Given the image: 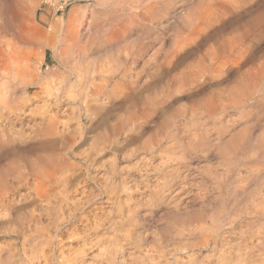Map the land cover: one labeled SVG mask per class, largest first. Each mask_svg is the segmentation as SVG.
Segmentation results:
<instances>
[{
    "label": "rangeland",
    "instance_id": "1",
    "mask_svg": "<svg viewBox=\"0 0 264 264\" xmlns=\"http://www.w3.org/2000/svg\"><path fill=\"white\" fill-rule=\"evenodd\" d=\"M73 1L62 14L44 0H0V56L22 54L35 68L27 75L31 85L0 70V90L9 87L11 106H22L13 121L23 135H10L12 148L46 141L76 166L68 206L59 212L66 220L58 243L49 236L53 223L22 246L23 238L5 227L12 208L0 205V264H60V256L78 251L85 264H258L264 259V0ZM10 18L25 44L14 26L6 28ZM51 73L59 82L47 90L37 79ZM96 82L105 85L99 98ZM133 97L159 105L136 141L127 142L123 131L122 145L102 159L94 155L89 166L104 123L126 115ZM53 127L60 136L45 135ZM21 195L38 199L27 186L10 198Z\"/></svg>",
    "mask_w": 264,
    "mask_h": 264
},
{
    "label": "bare ground",
    "instance_id": "2",
    "mask_svg": "<svg viewBox=\"0 0 264 264\" xmlns=\"http://www.w3.org/2000/svg\"><path fill=\"white\" fill-rule=\"evenodd\" d=\"M9 8H11V7H9ZM79 10L83 11V8L82 9L77 8V10H75V11H79ZM13 13H15V12H13ZM6 20H8V19H6ZM14 20H13V18H10L9 22L6 21V23H8L6 28H8L10 30L14 26L15 27V33L17 35V39L21 43L25 44L26 42H28L27 37H25V35H23L24 34L23 30L21 29L20 25H18V23L15 22ZM0 30H2V32H3V29H0ZM33 30L35 32H39V34L42 36V33H41V31L38 30V28H34ZM124 30L126 31V29L121 28L120 32L123 33ZM6 32H8V30ZM1 37H0V41H1ZM54 48H56V47H54ZM10 52H9V54H10ZM3 54H1V56ZM7 55H6V57L0 56V67H1L0 70L3 71V73L6 75V77H11V78L16 79V80L18 78L19 82L22 81L23 83H25V85L26 84L31 85V83L33 82L32 78L29 79L28 78L29 76H27V75L30 71L31 72L35 71V68L31 66V63L28 61V59H25L23 56H21L22 54L18 55L17 53L16 54L11 53L10 55H8V57H7ZM39 67L40 66L38 65V70H39ZM204 69H202V70H204ZM1 74L2 73H0V75ZM1 77H2V75H1ZM2 78H1V80H4ZM58 78H57V76H54V74L52 76V73H51L50 77H47V76L45 78L38 77L37 80H39V81L37 83H39V85L40 84L44 85L45 88L48 90V88L51 86V84H53L55 82L56 83L59 82V81H57ZM138 78H139V75L136 77V80H139ZM107 80H109V79H107ZM136 80H135V83H136ZM105 82H106V80H105ZM37 83H36V85H37ZM4 84H6V83H4ZM32 84H35V83H32ZM92 84H94V83H92ZM103 85H104V83H101V84L97 83V85L94 86V90L92 88L93 91L92 90L91 91L94 92L93 93L94 97H98V95L103 92V90H102ZM4 87H5V85H4ZM8 88L7 89L5 88V89L8 90ZM58 88L60 89V87H57V89ZM51 90L49 89V91H51ZM89 90H90V88H89ZM5 91L0 90V205L3 207L12 208L11 209L12 211L10 210L11 213L9 214V217H6L7 223L5 224L6 225L5 227L7 228L8 233L10 235H12V236L15 235L16 238H23L22 239V246H25V245L33 244L35 239L40 235L38 233H40V232L43 233V230L46 231L48 229L47 227L54 223L57 229H56V231L53 232L54 234L49 235L50 232H48V235L50 236V239L52 236H54V238L57 239V243H58L59 242L58 241L59 231H61L63 222H65V220H66V218H64V216L62 214L59 215V212L64 211V209L68 206L69 197H68L67 193L70 189L69 186L70 185H71V187L73 186V184H71V181L76 174V166L73 165L72 163H70L66 159V157H65L66 155H64L62 153V151H59L62 149H59V150L58 149H53V150L47 149L48 146L45 145L46 144L45 140H44L45 144H40L39 146L36 145L31 150L30 149L29 150L28 149H16V146H15V149L12 148L13 146L11 144H13V141L15 140V138H14V136L10 137V135L15 134L16 137L17 136L21 137L23 135V130L16 128V126L18 125V122L13 121V117L19 118V117H17V115L20 116L19 115L20 113L18 114L17 111L20 110L19 107H22V106L18 105V108H16L17 105L16 106L14 105L15 102L13 104L15 107L11 106L10 102H12L14 100L10 101V99H12L13 96L9 99L10 96L8 97L7 93H5ZM106 92L107 91H105V93ZM102 95H104V94H102ZM87 96L89 98V93L87 94ZM25 97H27V96H25ZM91 97H90V99H92ZM24 98H22L20 100H23ZM27 98H29V95ZM55 98H56V96H55ZM103 98L104 97H102V99ZM152 98H154V97H152ZM129 99H130V101L128 100V104L127 105L125 104L126 105L125 109H126V113H127L126 115H124L122 117L119 116V118H117V120L115 121L114 124L104 123V125H103L104 127L102 129L103 131L100 133L99 136H97L98 138H96V143H95V145H93L92 153L86 159V162L89 164V166L94 163L95 159H97L96 156L94 158V155H97V157L99 156V158L102 159V158L106 157L108 154H112L111 152H113L114 149L116 150L119 147L120 141H119L118 135L122 134L123 131H126V130L129 131V135L126 138L127 142L131 141V140L136 141L134 138L137 137L138 135H141V133H142L141 132L142 131L141 128H143L142 123L147 122L149 117L154 114L155 110L157 109V107L159 105L158 104L159 102H157V100L152 101V99L149 100V98L146 100H142V99L139 100L140 98L137 99L135 97L129 98ZM27 101H29V100L27 99ZM85 102H86V100H85ZM90 102H91V100H90ZM90 105L91 104L89 103L88 107H90ZM24 111H21V112L24 113ZM20 117H22V116H20ZM50 119H51V121L55 120V119L52 120L53 119L52 117ZM18 126H20V125H18ZM50 127H52V126H50ZM55 130H56L55 127H53V129L49 128V131L46 130V134L45 133L44 134L47 136H52L53 134H55V137H56L60 133L57 132L58 135H56L57 133H54ZM48 139L49 138H47V140ZM60 139L62 141V138H59V141H60ZM139 139H140V137H138V140ZM54 140H55V138H54ZM54 140H51V141L53 142ZM56 142H57L56 140H55V143L53 142V144L51 145L52 148L56 146ZM120 145H122V144H120ZM24 186H27L29 189L34 190L36 192V197L38 199H36V198L29 199L27 196H24V195H21V198H18L17 200L10 198V195L13 192L20 190V188H22ZM96 199H99V196H94V197H92L91 200L94 201ZM38 200L42 202L40 205L41 208H38V206H39L37 204ZM99 203H101V202H99ZM250 214H253V213H250ZM76 215H77L76 213H73L70 215V218H74V217H76ZM45 218L49 219L48 225H43L44 224L43 219H45ZM210 235H212V233H210ZM45 240H48V238H46ZM51 240H49V241H51ZM215 243H217V241ZM55 244H56V242H55ZM209 244L208 243L205 244L206 247H208ZM80 248H79V250H80ZM8 251H7V255H8ZM249 251H253V250H249ZM0 252H1V250H0ZM79 252L80 251L75 252L74 255L71 254L68 257H65V255L63 254V256H60L61 258L58 261L60 264H85V260L83 259V257L79 256V254H81V252L80 253ZM250 254H252V253H250ZM263 254H264V252H263ZM0 255H1V253H0ZM204 255H207V254H204ZM255 256L256 255H254V257ZM262 256L264 257V255H262ZM249 257H250V255H249ZM255 258L254 259L256 261L259 259L261 260V255H260V258H258V257H255ZM249 260H251V259H249ZM0 261H2V260H0ZM251 262H249V263L251 264ZM259 262H261L263 264L264 259H262ZM259 262H258V264H260Z\"/></svg>",
    "mask_w": 264,
    "mask_h": 264
},
{
    "label": "built area",
    "instance_id": "3",
    "mask_svg": "<svg viewBox=\"0 0 264 264\" xmlns=\"http://www.w3.org/2000/svg\"><path fill=\"white\" fill-rule=\"evenodd\" d=\"M44 2L57 13L64 14L69 11L73 4V0H44Z\"/></svg>",
    "mask_w": 264,
    "mask_h": 264
},
{
    "label": "snow or ice",
    "instance_id": "4",
    "mask_svg": "<svg viewBox=\"0 0 264 264\" xmlns=\"http://www.w3.org/2000/svg\"><path fill=\"white\" fill-rule=\"evenodd\" d=\"M262 24H264V21H262Z\"/></svg>",
    "mask_w": 264,
    "mask_h": 264
}]
</instances>
